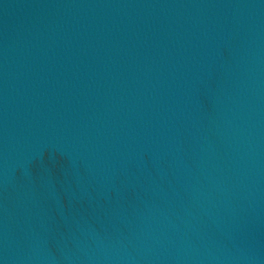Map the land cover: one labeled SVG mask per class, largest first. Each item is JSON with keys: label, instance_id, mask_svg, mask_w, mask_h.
<instances>
[{"label": "water", "instance_id": "water-1", "mask_svg": "<svg viewBox=\"0 0 264 264\" xmlns=\"http://www.w3.org/2000/svg\"><path fill=\"white\" fill-rule=\"evenodd\" d=\"M0 264H264V0H0Z\"/></svg>", "mask_w": 264, "mask_h": 264}]
</instances>
